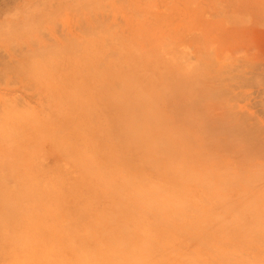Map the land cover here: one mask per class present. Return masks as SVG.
<instances>
[{"label": "rangeland", "instance_id": "obj_1", "mask_svg": "<svg viewBox=\"0 0 264 264\" xmlns=\"http://www.w3.org/2000/svg\"><path fill=\"white\" fill-rule=\"evenodd\" d=\"M0 264H264V0H0Z\"/></svg>", "mask_w": 264, "mask_h": 264}, {"label": "bare ground", "instance_id": "obj_2", "mask_svg": "<svg viewBox=\"0 0 264 264\" xmlns=\"http://www.w3.org/2000/svg\"><path fill=\"white\" fill-rule=\"evenodd\" d=\"M249 174V173H248ZM151 192V191H150ZM149 194V193H148ZM153 194H156V193H153ZM149 195H151V194H149ZM154 197V196H153ZM154 203V202H153ZM154 205V204H153ZM247 205V204H246ZM166 206V205H165ZM248 206V205H247ZM123 246V245H122ZM125 246V245H124ZM133 248V247H132ZM150 249V248H149Z\"/></svg>", "mask_w": 264, "mask_h": 264}]
</instances>
